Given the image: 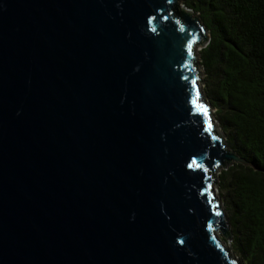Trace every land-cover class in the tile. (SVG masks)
<instances>
[{"label": "water", "instance_id": "1", "mask_svg": "<svg viewBox=\"0 0 264 264\" xmlns=\"http://www.w3.org/2000/svg\"><path fill=\"white\" fill-rule=\"evenodd\" d=\"M207 32L177 0H0V264H243Z\"/></svg>", "mask_w": 264, "mask_h": 264}, {"label": "trees", "instance_id": "2", "mask_svg": "<svg viewBox=\"0 0 264 264\" xmlns=\"http://www.w3.org/2000/svg\"><path fill=\"white\" fill-rule=\"evenodd\" d=\"M182 1L208 31L204 96L227 145L248 162L218 175L232 250L243 264H264V0Z\"/></svg>", "mask_w": 264, "mask_h": 264}, {"label": "rangeland", "instance_id": "3", "mask_svg": "<svg viewBox=\"0 0 264 264\" xmlns=\"http://www.w3.org/2000/svg\"><path fill=\"white\" fill-rule=\"evenodd\" d=\"M177 2H178V6H179V7L184 6L182 0H177ZM193 15H196V14H193ZM207 35H208V32H207ZM205 45H206V42H204V43H202V44H199V45L197 46V48H196L195 56H196V60H197L198 62H200V61H199V59H200V56H199V50H200L202 47H204ZM197 68H198V71H199V74H200V78L203 80V79H204V70H203V67L200 66V65L198 64ZM199 86H200V93H201V95H202V98H203V100H204V103L207 105V104H209V103H208L207 99L205 98L206 96H204V93H203L204 82L200 80ZM207 106H208V105H207ZM208 107L210 108V112H211V114H212V120H213L214 126L217 125L218 127H220V126H219V123H218V121H217V119L215 118V115H214V111H215V109H213L211 106H208ZM215 130H216V127H215ZM220 130H222L221 127H220ZM220 130H216V131H215L217 135H218V134H221ZM222 133H223V132H222ZM222 136H223L224 141H225V140H226V137H225L224 133L222 134ZM228 146H229V145H228ZM229 147H230V146H229ZM235 163H237V162H233L232 164H235ZM232 164H230V165H232ZM230 165H228V166H230ZM228 166H227V167H228ZM222 169H223V168H217L216 171H215V173L213 174L214 178L216 179V182H213V192H214V196H215V198L218 200L220 206L222 207L223 210H225V213H224V214H226V216H227L228 219H229V216H228L229 213L226 211V209H225V205H224L225 202H226V201H225V199H226V193H225L224 191H219V177H218V175H219V173H220V171H221ZM228 229L231 231V227H230V225H229ZM216 234H217L218 237H220L223 246H225V248H227V249L229 250V253L232 254V253H233L232 245H231L232 236L229 235L228 237H226V236L223 235L222 232H217ZM236 257H237V256H236ZM238 259H239V258H238ZM239 260H240V259H239Z\"/></svg>", "mask_w": 264, "mask_h": 264}, {"label": "snow or ice", "instance_id": "4", "mask_svg": "<svg viewBox=\"0 0 264 264\" xmlns=\"http://www.w3.org/2000/svg\"><path fill=\"white\" fill-rule=\"evenodd\" d=\"M191 44L189 45V51H191ZM193 83H195V81H193ZM197 97H199V93L197 92ZM198 108H199V110L201 111V112H203V114L205 115V116H207L208 115V108L206 107V106H204V105H198ZM211 128H212V123H211V121L209 120L208 121V129L209 130H211ZM196 163V161H193V164H195Z\"/></svg>", "mask_w": 264, "mask_h": 264}, {"label": "bare ground", "instance_id": "5", "mask_svg": "<svg viewBox=\"0 0 264 264\" xmlns=\"http://www.w3.org/2000/svg\"><path fill=\"white\" fill-rule=\"evenodd\" d=\"M215 127H216V130H220V127H218L217 125ZM220 132H222V130H220Z\"/></svg>", "mask_w": 264, "mask_h": 264}, {"label": "clouds", "instance_id": "6", "mask_svg": "<svg viewBox=\"0 0 264 264\" xmlns=\"http://www.w3.org/2000/svg\"><path fill=\"white\" fill-rule=\"evenodd\" d=\"M207 105H209V104H207ZM210 106V105H209Z\"/></svg>", "mask_w": 264, "mask_h": 264}]
</instances>
